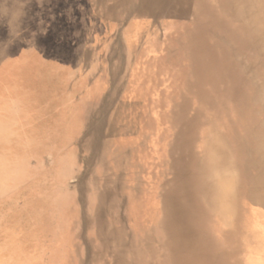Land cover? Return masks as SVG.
I'll use <instances>...</instances> for the list:
<instances>
[{"label":"bare ground","instance_id":"bare-ground-1","mask_svg":"<svg viewBox=\"0 0 264 264\" xmlns=\"http://www.w3.org/2000/svg\"><path fill=\"white\" fill-rule=\"evenodd\" d=\"M29 1L0 0L12 30ZM215 1L217 8L206 0L102 3L110 39L102 49L86 40L87 54L105 53L108 63L119 32L125 51L140 49L111 115L98 113L107 64L103 79H93L94 66L88 90H79L77 147L91 168L90 264H264V0ZM180 51L200 59L198 74L166 85L160 73L169 76L167 60ZM160 115L168 125L156 132ZM66 178L57 191L72 195ZM47 234L52 247L56 237Z\"/></svg>","mask_w":264,"mask_h":264},{"label":"rangeland","instance_id":"rangeland-1","mask_svg":"<svg viewBox=\"0 0 264 264\" xmlns=\"http://www.w3.org/2000/svg\"><path fill=\"white\" fill-rule=\"evenodd\" d=\"M38 1L30 0L27 15H18L17 30L0 13V264H90L86 235L91 223L87 187L91 168L86 153L77 147L83 100L79 90L86 93L85 79L96 66L93 79H103L101 71L107 64L110 84L102 86L98 113L111 115L125 96L140 46L125 51L119 32L108 63L105 53L91 57L82 47L86 40L102 49L110 39L102 12L109 0ZM206 3L218 6L215 0ZM111 5L119 8L113 1ZM137 8L125 15L124 26ZM117 12L115 19L121 8ZM174 16L181 18L179 12ZM184 27L180 22L174 30ZM99 30H105V36ZM147 38L148 33L143 39ZM170 57L169 76L160 73L166 85L181 73L189 79L198 74L199 58L190 60L181 51ZM119 62L120 76L115 78ZM193 105L197 107V102ZM166 124V117L157 116L155 131ZM156 170L161 172L159 166ZM65 177L72 195L57 191ZM38 223H51V228ZM47 233L56 237L52 247L45 243H50ZM74 235L77 240L66 243Z\"/></svg>","mask_w":264,"mask_h":264}]
</instances>
